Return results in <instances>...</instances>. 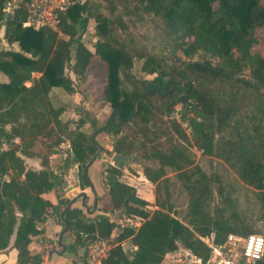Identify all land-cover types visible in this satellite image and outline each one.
Instances as JSON below:
<instances>
[{
	"label": "trees",
	"instance_id": "16d2710c",
	"mask_svg": "<svg viewBox=\"0 0 264 264\" xmlns=\"http://www.w3.org/2000/svg\"><path fill=\"white\" fill-rule=\"evenodd\" d=\"M5 1L0 0V26ZM145 14L161 21L172 55L152 52L132 31L126 18ZM26 15L25 0L13 1L3 37L7 45L0 48V252L14 248L16 264H41L43 255L29 245L41 234L49 209L53 214L58 209L61 227L67 223L72 241L63 244L69 254L85 257L89 244H110L101 264H171L165 255L179 247L211 264V248L200 237L213 233L212 243L221 245L228 234L264 233L231 191L218 185L221 199L214 201L218 178L208 175L187 147L231 162L248 200L264 217V128L253 113L246 138L229 123L238 113L237 100L249 95L264 120V54L255 49L256 30L264 40L261 0H85L59 13L57 31L23 27ZM90 20L93 50L81 40ZM93 59L104 69L98 101L111 107L101 126L113 136L108 153L136 154L155 189L153 197L141 195L120 179L124 163L114 161L105 168L109 201L102 213L88 218L80 208H66L70 200L54 204L45 197L62 188L71 163L79 167V187H90L86 169L98 148L93 133L81 130L84 121L71 129L48 96L54 87L74 92L66 69L85 81ZM216 80L230 82L225 97L216 98L208 88L206 82ZM176 102L182 105L180 122L170 118ZM64 140L70 156L55 171L49 159ZM24 158L38 160L40 168L28 167ZM176 181L185 192V211L173 200ZM118 215L141 222L119 225ZM69 257L71 264H87Z\"/></svg>",
	"mask_w": 264,
	"mask_h": 264
},
{
	"label": "rangeland",
	"instance_id": "374dc122",
	"mask_svg": "<svg viewBox=\"0 0 264 264\" xmlns=\"http://www.w3.org/2000/svg\"><path fill=\"white\" fill-rule=\"evenodd\" d=\"M19 0H16V2ZM118 1V0H115ZM264 4V0H261ZM15 2V1H14ZM10 5L13 3V0L9 2ZM214 7L216 4H213ZM132 31L140 38V40L145 43L147 48L154 53H160L164 55H172L169 41L161 34L162 23L161 21L151 15L145 14L142 19L136 18H126ZM262 31L256 30L255 36L257 37V42L255 44V49L260 53L264 54V40L261 38ZM84 45L93 50V43L95 40V23L93 20L88 22V25L81 37ZM7 44L4 39L0 41V48L5 47ZM16 49V44L13 45ZM66 72L69 74L74 84V92L66 93L62 88L54 87L49 93V101L53 107H60L63 109L60 119L62 122L69 124L71 129L77 127L78 120L84 121L81 130L87 134L93 133V138L96 141L98 148L95 154L92 156L90 163L87 166V176L92 183L93 188L86 187L84 189L80 188L78 185V179L76 173L79 167L71 163L68 168H66L64 173V184L61 189L55 193L51 191L45 195L46 198L55 201L54 204L58 203V198L63 200H72L70 207L80 208L83 213L88 218H94L99 213H102L101 208L103 204H107L109 201L107 195V187L104 183L105 178V168L107 165H114V161L111 159L108 151L112 149L113 136L108 132L101 130V126L106 122L111 114V107L109 104H101L98 101L100 95L102 83L104 81V69L101 66V62L98 59H93L92 64L88 69V75L85 81H82L74 76L69 68L66 69ZM34 76H38L37 73ZM153 75L145 74L147 79H151ZM4 78L0 74V81ZM30 84L29 82L26 83ZM208 88L216 98L225 97L227 93V86L230 84L229 81H207ZM238 113L237 115L230 120L235 130L241 134L243 137H247L246 121L248 116L251 113L255 114L258 117L259 125L264 128V120L260 118V111L257 108V100L253 96L249 95L246 98H239L237 100ZM187 147L195 154V160L202 167V169L211 176H216L218 178V183L214 182L212 189L214 191V201H220L221 196H219L217 188L218 185L222 187L224 192L231 191L233 195L239 198V203L241 208L248 207V213H251L252 220L255 221L258 227H264V217L260 214V209L256 205L255 201L251 199L250 201L247 198V190L242 184L238 175L235 171L233 164L224 159H218L214 157L201 156L200 151H198L195 146L188 144ZM69 144L67 140L61 142L58 146L54 148V152L51 154L49 159L50 167L55 171H59L60 167L63 166L64 159L70 156L69 153ZM133 157L132 161L124 163L121 166V176L120 179L135 187V189L145 197H153L155 185L149 182L142 173V164L137 160L136 154H131ZM136 156V158H135ZM25 163L28 167L40 168L38 160L24 158ZM172 194L173 200L176 203L177 209L185 211V192L180 187V184L176 181L172 184ZM69 203H67L68 205ZM64 204H59L60 208H63ZM252 207V209L250 208ZM149 209H154V206L149 207ZM52 213V209L48 210V214L45 222L50 220L55 223L58 222V209ZM110 216V214H109ZM117 222L119 225L132 224L139 225L141 219L138 217L135 218H126L122 215H118ZM40 224L42 230L35 238V242L32 245L40 249H61L60 246L56 245L57 235L60 233V230L56 232L53 236L52 243H49V238L46 236L47 229L44 227V223ZM59 224V222H58ZM115 231V230H114ZM66 235L62 239V243L72 241L66 232ZM264 237V233L260 234ZM42 242V243H40ZM44 245H47L46 247ZM125 248L129 247V244L126 242L123 244ZM52 247V248H51ZM88 247V246H87ZM34 251V250H33ZM48 251V250H47ZM64 254L67 255V259L72 255L73 258L78 260L87 259V251L85 257L81 255H75L74 253L67 252L64 248ZM188 252L185 249L181 248L178 253L173 255L170 253L165 257V261L171 264H186L185 253ZM57 255H54L56 258ZM70 260V259H69ZM196 264V263H194Z\"/></svg>",
	"mask_w": 264,
	"mask_h": 264
},
{
	"label": "built area",
	"instance_id": "2783aa9c",
	"mask_svg": "<svg viewBox=\"0 0 264 264\" xmlns=\"http://www.w3.org/2000/svg\"><path fill=\"white\" fill-rule=\"evenodd\" d=\"M16 1V0H13ZM20 1V0H19ZM85 0H25L26 18L23 27L38 29L48 27L58 30L59 13L75 3ZM182 105L176 102L172 105L170 118L180 122ZM211 248V264H256L264 255V237L260 234H248L245 237L228 234L224 244L215 245L211 238L200 237ZM110 244L105 241H95L87 247V264H101L107 255ZM186 257V255H185ZM186 264H201L199 258L190 254L185 258Z\"/></svg>",
	"mask_w": 264,
	"mask_h": 264
},
{
	"label": "crops",
	"instance_id": "0c3cea01",
	"mask_svg": "<svg viewBox=\"0 0 264 264\" xmlns=\"http://www.w3.org/2000/svg\"><path fill=\"white\" fill-rule=\"evenodd\" d=\"M90 183H91V181H90ZM92 186L93 185L91 183V186L89 188H93ZM52 202L55 203V201H52ZM50 220L48 221V219H47V221L44 223V227L47 229L46 230L47 231L46 236L49 239L53 240V238H54L53 235L60 230V224H58V222L55 223L54 221H50ZM59 234L57 235V238L59 237ZM204 237L212 239L214 237V235H213V233H211V234H209L207 236H204ZM57 238H55L56 239V245H57ZM35 241L36 240L34 239L33 242H35ZM33 242H31V244L29 245V249L32 252H36V251H40L41 252V254L43 255V260H42L41 264H71L72 263V258L69 257L70 260L67 259V255H65V254L64 255H57V254L54 253L51 256V259H48L47 250L49 251V249H40V246L36 247V246L32 245ZM126 242H127L126 240L124 242H122V245L124 243H126ZM44 246L46 247L47 245H44ZM181 248L182 247H179V249L176 252H173L172 254L175 255L176 253H178V251ZM168 254L170 255V253H167L165 255V257L168 256ZM54 255H57L56 258L54 257ZM0 264H16V250L14 248H10L9 247L6 250L0 252Z\"/></svg>",
	"mask_w": 264,
	"mask_h": 264
},
{
	"label": "water",
	"instance_id": "95a60500",
	"mask_svg": "<svg viewBox=\"0 0 264 264\" xmlns=\"http://www.w3.org/2000/svg\"><path fill=\"white\" fill-rule=\"evenodd\" d=\"M10 7H11V5H10L9 1L6 0L5 3H4V12H3V17H2V20H1V26H0V41L4 37L5 24H6V20H7V13H8V10L10 9ZM16 50H18L17 45H16ZM109 154H110L111 159L113 161H118V162L122 161L123 163H127V162L133 160L132 156L113 155L112 152H110ZM71 203L72 202L70 201L69 204L66 206V208L69 207V205ZM62 212L63 211L61 210L60 214H62ZM66 228H67V223H65L64 227L61 229L59 237L57 238V245L60 246L61 249L59 250L57 248H54V249H50L49 251H47L48 259H51V256L54 253L57 254V255H64L63 251H64V248H65V245L62 243V239L66 236V235H64V232L66 231ZM185 255H186L187 258H190V253L189 252H186ZM263 258H264V255H263Z\"/></svg>",
	"mask_w": 264,
	"mask_h": 264
}]
</instances>
